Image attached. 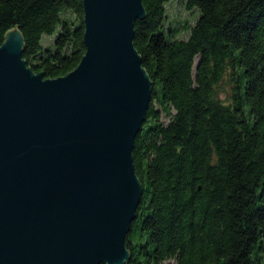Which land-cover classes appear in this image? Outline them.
Listing matches in <instances>:
<instances>
[{
	"label": "trees",
	"instance_id": "1",
	"mask_svg": "<svg viewBox=\"0 0 264 264\" xmlns=\"http://www.w3.org/2000/svg\"><path fill=\"white\" fill-rule=\"evenodd\" d=\"M166 1L141 0L133 22L151 92L131 150L142 192L122 264H264V0H184L199 9L185 38L164 27ZM14 24L43 76L84 51L82 0H0V42Z\"/></svg>",
	"mask_w": 264,
	"mask_h": 264
},
{
	"label": "water",
	"instance_id": "2",
	"mask_svg": "<svg viewBox=\"0 0 264 264\" xmlns=\"http://www.w3.org/2000/svg\"><path fill=\"white\" fill-rule=\"evenodd\" d=\"M141 0H82L84 51L61 75L0 42V264H122L142 187L131 150L151 79L133 45Z\"/></svg>",
	"mask_w": 264,
	"mask_h": 264
},
{
	"label": "rangeland",
	"instance_id": "3",
	"mask_svg": "<svg viewBox=\"0 0 264 264\" xmlns=\"http://www.w3.org/2000/svg\"><path fill=\"white\" fill-rule=\"evenodd\" d=\"M166 8V19L164 21V27H173V33L177 37H187L189 32V24H191L199 14V9L196 5H193L190 8H187L184 4V0H167L165 3ZM54 32L51 34L42 33L41 40L43 43H47L51 40ZM196 59V58H195ZM225 88L226 85L223 84ZM224 88H220L218 91V95L220 97H224L225 90ZM156 107L159 108V105L155 103ZM248 106L244 105V111L247 114ZM164 122H166V116H162ZM127 236L132 242H137L140 237L137 236L134 232L130 231ZM165 262H169V264H173V259H166Z\"/></svg>",
	"mask_w": 264,
	"mask_h": 264
}]
</instances>
